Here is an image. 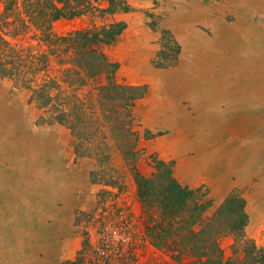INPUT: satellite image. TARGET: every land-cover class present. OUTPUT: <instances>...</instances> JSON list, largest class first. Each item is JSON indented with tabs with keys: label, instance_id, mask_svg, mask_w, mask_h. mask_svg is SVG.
Returning a JSON list of instances; mask_svg holds the SVG:
<instances>
[{
	"label": "rangeland",
	"instance_id": "obj_1",
	"mask_svg": "<svg viewBox=\"0 0 264 264\" xmlns=\"http://www.w3.org/2000/svg\"><path fill=\"white\" fill-rule=\"evenodd\" d=\"M253 1L258 3L253 6ZM127 3L128 12L115 16L126 29L104 52L117 64L112 75L116 83L145 87L132 109L137 145L131 156L113 148L106 164L81 157L67 128L44 124L42 111L29 102V92L0 79V264H76L78 260L121 264L134 253V264H153L160 253L135 236L142 228L136 175L149 179L160 164L170 167L181 187L199 188L206 194L210 205L205 218L227 197L241 200L245 237L264 254V149H258L264 143V66L257 57V64L246 68L247 56L258 53L240 46L241 34L250 26L253 41L264 38V0ZM201 15L212 26L195 22L190 29L178 19ZM108 21L98 17L60 20L54 30L64 35ZM197 76L203 84L218 85L213 98L218 100L216 107L200 108L203 89L210 86L198 88ZM97 83L104 84V77ZM188 83L193 85L184 89ZM162 93H169L167 100ZM261 97L262 103L256 101ZM157 110L170 118L155 119ZM214 111H220L219 118L231 120L215 119L216 125L211 120L216 129L208 128L202 117ZM203 122L205 129L199 126ZM189 138L196 140L199 152L187 153L193 147ZM213 139L215 147H211L219 150L208 159L218 164L216 176L194 182L198 169H189L187 159L194 156L198 164L203 148ZM89 150L99 153L102 149ZM233 245V236L220 239L225 260L246 264L245 253L234 252ZM246 247L253 257L255 252ZM165 260L169 261L166 256Z\"/></svg>",
	"mask_w": 264,
	"mask_h": 264
},
{
	"label": "trees",
	"instance_id": "obj_2",
	"mask_svg": "<svg viewBox=\"0 0 264 264\" xmlns=\"http://www.w3.org/2000/svg\"><path fill=\"white\" fill-rule=\"evenodd\" d=\"M128 10L127 0H0V79L28 91L43 123L67 128L77 154L99 164L110 161V149L131 156L137 145L132 109L145 87L116 83L117 64L104 52L126 29L115 16ZM83 17L109 21L64 35L54 30L60 20ZM102 77L105 83L98 84ZM136 177L142 209L137 236L160 253L153 264H237L225 260L219 246L229 235L235 238L234 252L245 253L246 264H264L262 250L245 237L241 200L227 197L205 218L210 205L206 194L181 187L169 166L160 164L149 179ZM130 262H137L135 253L120 261Z\"/></svg>",
	"mask_w": 264,
	"mask_h": 264
},
{
	"label": "crops",
	"instance_id": "obj_3",
	"mask_svg": "<svg viewBox=\"0 0 264 264\" xmlns=\"http://www.w3.org/2000/svg\"><path fill=\"white\" fill-rule=\"evenodd\" d=\"M185 5H187V4H185ZM190 7H192V6H190ZM181 9H183V10H185V9H187L185 6H182V8ZM178 19H180L182 22H181V26H189L190 27V29H193V28H191V27H193V23H195V22H198L199 23V25H205V26H212V24H207L206 22V17H204V16H200V17H196V16H184V18L182 19L181 17H178ZM198 20V21H197ZM180 26V27H181ZM192 32H193V30H191ZM194 83V82H193ZM191 85H193L192 83H188L185 87H184V89H187V87H190L191 88ZM213 84H203V83H201V85H199V88H202V87H209L210 86V90L213 88V89H215V90H213V95L211 96H209V90H207V89H203L204 90V99H203V101L201 102V105H200V108H206V106L208 105V108L209 107H211V106H214V107H216V105H217V102H218V100L215 98V99H213L214 97L213 96H215L217 93H218V91H216V89L218 90V88L215 86V85H213ZM217 85V84H216ZM218 86V85H217ZM193 87V86H192ZM216 87V88H215ZM195 88H197V87H195ZM205 91H207L208 93V95L206 94V92ZM216 93V94H215ZM167 93H162L161 94V96L164 98V99H166L167 100V98L165 97V96H168L169 95V93H168V95H166ZM172 94H174V96L175 95H177V94H179V93H176V92H173ZM211 97H212V99H211ZM237 99V98H236ZM211 100H212V104H209V102H211ZM206 105V106H205ZM162 106V105H161ZM252 111H253V109H252ZM215 112V111H214ZM220 112V111H219ZM219 112H215V113H212V114H209L208 115V117H202L203 119H205L204 121L205 122H207V126H209L208 128H210L211 126H213V128H215L216 129V127L214 126V124L216 125V122H215V119L217 120V122H219V120L220 121H223V119L224 120H231V119H225L224 117H221V118H219V116L217 115ZM195 117V116H194ZM157 118H160L161 120H163V119H167V118H170V115H168V113L167 112H164V111H159V110H157V113H155V119H157ZM196 118V117H195ZM198 118V120H200V118L201 117H197ZM214 119V120H213ZM210 120V121H209ZM211 120H213V122H214V124H212V122H211ZM209 123V124H208ZM192 125L190 124V123H188V129L191 127ZM201 128H206V124H204V122H203V125L201 126V125H199ZM206 129V130H209V129ZM199 130V129H198ZM201 130V129H200ZM189 131H193V130H189ZM188 134H190V132L188 133ZM201 134V133H200ZM189 136V135H188ZM203 136V135H202ZM210 136H213V135H211L210 134ZM190 137V136H189ZM196 137V136H195ZM214 137H216V136H214ZM206 138H209V137H206ZM216 140V139H215ZM215 140L213 139L212 140V142H210L208 145H210L208 148H203L204 150L202 151V152H204V156H203V158H199L198 160H197V162H198V164L197 163H195V160H194V156H191L190 158H188L187 159V163H188V168L190 169V168H193V169H198V175H197V177H196V179L194 180V182H199L200 180H208L209 178H214L215 176H216V173H215V171H217L218 170V164L217 163H214L213 161H215V159H212V157H213V155H215L216 154V151H218L219 149H215L214 147V144H215ZM192 140H191V138H189L188 139V143H189V147L193 144V147H192V149H187V153H189V152H192V153H194L195 152V150L196 151H198L199 152V149H201V147L200 146H198L197 147V142H196V140L194 139V141L192 142ZM211 146H214L213 148L211 147ZM193 148H195V149H193ZM196 148H198V149H196ZM190 154V153H189ZM212 155V157H211V159H208V155ZM218 158V157H217ZM217 161H218V159H217ZM204 170V174H202V173H200L201 172V170ZM200 173V174H199ZM214 177H213V176ZM195 177V176H194Z\"/></svg>",
	"mask_w": 264,
	"mask_h": 264
},
{
	"label": "bare ground",
	"instance_id": "obj_4",
	"mask_svg": "<svg viewBox=\"0 0 264 264\" xmlns=\"http://www.w3.org/2000/svg\"><path fill=\"white\" fill-rule=\"evenodd\" d=\"M252 1V0H251ZM243 2V1H242ZM245 2V1H244ZM248 2V1H247ZM246 2V3H247ZM262 2V1H261ZM256 3H258V1L256 2ZM254 1L251 3L253 6H255V4H256ZM262 4V3H261ZM250 30H248L247 29V31H244V34H241L242 35V37H241V39H242V42H241V47H243V48H248L249 50H247L246 52H251V51H255V53L258 55V56H256V57H253L252 55H249V56H247V60L246 61H244V62H246L245 63V66H246V68L248 67V66H251L252 64H257L255 61H257V57L258 58H260V61H259V64L261 65V66H264V60H263V58H264V38H262L261 39V37H257L259 40H258V42L259 43H256L255 41H253V38H251V36H249V35H251L252 33H251V29H252V27L250 26V28H249ZM262 31H264V30H262ZM195 33V32H194ZM261 33V32H260ZM263 35V34H262ZM191 36V35H190ZM192 37V36H191ZM196 38V37H195ZM186 40V39H185ZM189 40H191V39H189ZM197 41V40H196ZM189 42V41H188ZM198 42V41H197ZM199 43H200V41H199ZM238 43H239V41H238ZM205 45V44H204ZM189 46H191V45H189ZM203 47H205V46H203ZM187 48H189V47H187ZM192 48V47H191ZM238 47L236 46V49H237ZM197 49V48H196ZM200 49V48H199ZM202 49V48H201ZM204 49V48H203ZM194 50V49H193ZM243 50H245V49H243ZM239 51H242V48H241V50H239ZM238 51V52H239ZM199 52V51H198ZM206 52V51H205ZM246 54V53H245ZM192 55V54H191ZM208 55V54H207ZM200 57V56H199ZM201 57H204V56H201ZM243 57V56H242ZM249 58H250V61H249ZM262 58V59H261ZM199 59V58H198ZM235 61H236V59H235ZM234 62V61H233ZM259 65V66H260ZM255 66L256 65H254V67L253 68H255ZM210 68V67H209ZM243 68V67H242ZM251 68V67H250ZM252 68V69H253ZM210 69H212V68H210ZM259 69V68H258ZM260 70V69H259ZM200 71V70H199ZM262 71H263V69H262ZM210 72V71H209ZM194 73L195 74H197V72H195L194 71ZM259 74V73H258ZM211 75V74H210ZM199 76V75H198ZM197 76V78H196V80H195V82H197V83H199V82H201L202 83V80H199V77ZM252 76H255L254 74L252 75ZM206 78V77H205ZM211 78V77H210ZM213 78V77H212ZM211 78V79H212ZM207 79V78H206ZM242 81H244V80H242ZM214 82V81H213ZM253 82V81H252ZM209 83V82H208ZM207 83V84H208ZM215 83V82H214ZM205 84H206V82H205ZM213 86V85H212ZM218 87V86H217ZM199 88V87H198ZM206 89V88H205ZM213 90H215V89H209V93L207 92V91H205L206 92V94L208 93L209 94V96L211 95H213ZM261 90L263 91V88H261ZM216 91H218L217 89H216ZM254 93H255V91H254ZM207 94V95H208ZM216 94V93H215ZM256 94V93H255ZM254 94V95H255ZM219 95V94H218ZM205 96V95H204ZM256 96H257V94H256ZM262 96V95H261ZM214 97V96H213ZM258 98V97H257ZM211 99H212V97H211ZM262 97H261V99H258V100H256V101H258V102H261L262 103ZM212 101V100H211ZM231 103V102H230ZM206 106V105H205ZM208 106V105H207ZM210 108V107H209ZM222 115V114H221ZM224 115V114H223ZM214 120V119H213ZM224 120V119H223ZM219 122H220V120H219ZM21 129V128H20ZM255 142V141H254ZM259 148H261V149H264V143L263 144H261L259 147H258V149ZM256 149V148H255Z\"/></svg>",
	"mask_w": 264,
	"mask_h": 264
},
{
	"label": "built area",
	"instance_id": "obj_5",
	"mask_svg": "<svg viewBox=\"0 0 264 264\" xmlns=\"http://www.w3.org/2000/svg\"><path fill=\"white\" fill-rule=\"evenodd\" d=\"M138 235V234H137ZM137 235H135L136 236V238L138 237ZM107 237H109V236H107Z\"/></svg>",
	"mask_w": 264,
	"mask_h": 264
}]
</instances>
